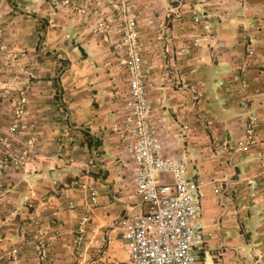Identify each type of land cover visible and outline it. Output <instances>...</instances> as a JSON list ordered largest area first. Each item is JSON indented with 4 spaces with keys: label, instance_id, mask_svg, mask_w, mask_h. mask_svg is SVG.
Wrapping results in <instances>:
<instances>
[{
    "label": "crops",
    "instance_id": "obj_1",
    "mask_svg": "<svg viewBox=\"0 0 264 264\" xmlns=\"http://www.w3.org/2000/svg\"><path fill=\"white\" fill-rule=\"evenodd\" d=\"M6 1L4 36L31 53L18 56L14 81L0 79V157L10 144V157L21 158L0 168V264H129L126 217L146 204L125 152L120 34L94 30L112 16L109 6ZM164 1L132 0V7L156 131L188 173L207 182L198 260L264 264V0H205L197 10L184 0L182 18L164 26L165 47L151 31L144 37L153 15L163 19ZM196 15L205 16V30ZM159 178L172 182L170 173Z\"/></svg>",
    "mask_w": 264,
    "mask_h": 264
},
{
    "label": "built area",
    "instance_id": "obj_2",
    "mask_svg": "<svg viewBox=\"0 0 264 264\" xmlns=\"http://www.w3.org/2000/svg\"><path fill=\"white\" fill-rule=\"evenodd\" d=\"M108 1L112 16L99 18L94 30L107 37L114 31L120 34L117 46L126 55L128 73V92L122 103L129 117L125 152L134 165L137 192L146 204L144 213L126 217L123 234L128 240L129 264H200L196 251L204 242V231L199 214L207 182L190 175L181 155L170 151L156 131L136 21L127 0ZM174 79L180 83L176 73ZM245 132L251 136L253 126ZM161 173H170L172 182L161 181ZM214 192H220L218 186Z\"/></svg>",
    "mask_w": 264,
    "mask_h": 264
},
{
    "label": "rangeland",
    "instance_id": "obj_3",
    "mask_svg": "<svg viewBox=\"0 0 264 264\" xmlns=\"http://www.w3.org/2000/svg\"><path fill=\"white\" fill-rule=\"evenodd\" d=\"M51 2L58 4L61 2V0H50ZM70 0H62V2H69ZM194 1L197 5H195L196 10L199 9L200 5H202V3L206 2L205 0H192ZM22 2V1H21ZM107 5L109 6V9L112 13V7L111 4L109 3L108 0H106ZM7 3L8 1L6 0H0V79H4L5 82L11 83L12 80L14 81V77H16L18 74H15L11 69L14 65H16V60L18 59V56H20L21 54H25L30 52L27 51L26 49H16L14 46H12L11 42H10V35L7 32V38H5L4 36V31L3 28H6L7 26L10 25V23L6 22L7 19H9V15H6V10L8 9L7 7ZM127 4L128 7L131 11V13L134 16V19L136 21V25H137V29L139 31L138 28V17L135 13V11L133 10L132 7V0H127ZM134 4V3H133ZM190 5V4H189ZM213 6L217 5V4H212ZM191 6V5H190ZM184 7H186V2L184 0H165L164 1V14H163V19H161V21H158L159 18L158 16L153 15L150 19L151 23L145 28V32H144V37H149L152 38L153 36H150V31L152 32V34H156L159 36V40H162V44L163 46L166 45L169 40H170V36L168 37L167 35L165 36L164 34V28L166 29V27L168 25H170L172 23V20H174V18H182L181 16V9H184ZM159 13V11H158ZM108 16V15H106ZM203 16V15H202ZM202 16L200 15V17L198 18V16L196 15V17H194L196 20L198 18V23L200 24L201 28H203L204 30L207 28V23L204 22L205 20H203ZM103 17V16H102ZM205 17V16H203ZM9 24V25H8ZM166 26V27H164ZM162 29V30H161ZM203 34V33H201ZM164 35V36H163ZM199 35H196L190 44H186L185 48L187 50L192 49L193 46H196L198 41L200 40V38L198 37ZM190 43V42H189ZM165 47V46H164ZM168 51V50H167ZM166 48H165V52ZM168 53V52H167ZM29 54V53H28ZM22 71V72H21ZM21 73H26L28 71L26 70H21ZM13 77V79H12ZM0 99L2 100V94H0ZM19 127V120H16L11 128L10 131L13 133L17 128ZM10 150H11V146L10 144L6 145V149H4V151H2V156L0 157V168L2 170H8L11 167L15 166L16 164L19 165L21 162V158L18 157H10ZM20 159V160H19ZM2 183H0V187H2Z\"/></svg>",
    "mask_w": 264,
    "mask_h": 264
}]
</instances>
